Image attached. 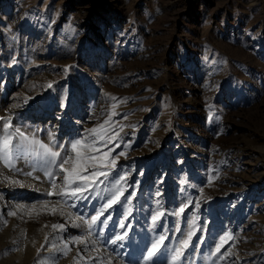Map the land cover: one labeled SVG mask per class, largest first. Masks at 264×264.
I'll list each match as a JSON object with an SVG mask.
<instances>
[{
    "label": "rangeland",
    "instance_id": "1",
    "mask_svg": "<svg viewBox=\"0 0 264 264\" xmlns=\"http://www.w3.org/2000/svg\"><path fill=\"white\" fill-rule=\"evenodd\" d=\"M7 116L30 138L67 149V169L75 163L70 141L87 138L84 156L100 155L108 148L96 140L101 153L91 151L89 129L106 119L110 132L123 126L112 156L126 152L116 171L127 174L125 195H136L127 219L115 206L104 231L114 238L125 219L123 247L114 251L97 226L85 250L72 242L88 232L74 217H90L103 201L70 208L44 176V150L23 148L13 162L39 179L0 161V264H138L161 235L156 264H172L181 240L190 246L176 264H264V0H0V117ZM189 201L180 217L171 214ZM157 212L164 215L153 228ZM61 223L65 230L52 228Z\"/></svg>",
    "mask_w": 264,
    "mask_h": 264
},
{
    "label": "snow or ice",
    "instance_id": "2",
    "mask_svg": "<svg viewBox=\"0 0 264 264\" xmlns=\"http://www.w3.org/2000/svg\"><path fill=\"white\" fill-rule=\"evenodd\" d=\"M12 62L15 63V61ZM65 71H67V69H65ZM51 86L52 85L49 84V87ZM13 107H15V105ZM209 107L211 108V105ZM11 119V116L0 117V121H2V123H0V128H2V135H0V161L3 162L4 167L9 169L11 172L33 177L35 168H33L32 171L25 172L22 168L17 167L13 161H18L22 158L21 150L23 148H35L38 146L40 149H43V160L44 164L47 165V167L43 169L44 176L49 178L51 189L60 190L57 195L71 199L73 201L68 205L70 208H77L78 202L82 201H89L93 199L97 200L98 202L103 201L102 203H99V207H94V212L90 217L86 218L82 214L75 215L74 220L82 221L83 225L87 226L88 232L87 238L78 235L73 237L72 242L84 245L85 250H87V240L91 239L94 230L98 226V230L95 231V234L98 237H102L104 242H108L111 245L116 246L114 251L120 247H123V243L118 242H122L125 237H129V233L126 230L125 219H127V215L132 211L128 205L132 204L136 195L135 190L128 191L127 195H125V191H127V189L123 187V184L127 182V174L121 175L118 171H116L117 160L119 157L125 156L126 152L121 150L116 156H112V153L115 151V149L121 147L117 140L119 138L120 132L123 131V126H121L120 131H114V125H112L111 127L113 128V131L110 132L109 128L105 127V125H110V120L106 119L104 120L103 124L99 125V129H89L90 136L95 137V139L91 141V145H89L91 151L101 153V149L99 147L92 146L95 145L96 140H99L106 148H108V151H104L100 155H93L91 157L84 156L80 149L86 144L87 138L70 141L69 143L71 145V152L75 153V163L72 165L71 169H67L65 168V165H69L73 160V157L69 154L67 149L62 148L53 150L54 145L53 147H49L48 145L41 143L40 140L35 138V135L30 138L29 135H26L25 131H22L20 127H14L11 123ZM14 140L16 141L15 143ZM109 145H113V147H109ZM128 147H130V145L125 142L124 148ZM62 151L64 152L63 156H61ZM53 168L59 169V172L65 173V175H59L58 172H54L52 170ZM89 168H91L92 171L89 174L84 175L83 173L88 172ZM33 178L39 179V177ZM4 179L7 181L9 180V177L5 176ZM57 179H60L63 182V186L56 183ZM10 182L12 184L19 185L20 187H24V185L18 180H11ZM201 192H203L202 188ZM46 194L51 196L53 195V192L48 191ZM41 203L42 206L46 207L49 202L43 201ZM56 203L60 204L61 201L58 200ZM65 203H67V199L65 200ZM190 204L191 201L179 206L178 211H174L171 214L180 217ZM117 205H119V208L122 210V214L125 218L118 222L119 227L125 230L122 233H115L114 238L105 237L104 231L109 221L112 220V212L117 211V208L115 207ZM26 208L34 210L37 208V205H17L18 211H23ZM51 211L52 214H55V207H53ZM64 214L65 213L63 211L60 212L61 216H64ZM7 215L15 216L16 212H10ZM73 215L74 214L71 212L68 213L69 217H73ZM163 215L164 213L157 212L152 216L153 228L157 226L156 221L159 220ZM4 224L7 225L6 220L4 221ZM46 226L47 225H45V227ZM73 226L80 227L81 225H77L74 222ZM162 227L166 226L162 225ZM52 228L54 230L59 229L63 231L65 230V224H53ZM175 232L180 233L181 229L179 227H175ZM192 235L193 233L191 231L188 232L189 239ZM165 239V236H159L158 240L152 243L151 248L144 250L147 254L140 257L138 264H140V261H144V264H156V261L163 255L161 252V247L164 246ZM45 242H48L47 235L45 236ZM91 242L93 245H95L98 241L92 240ZM198 242L199 241H197V243ZM179 243L181 248L173 250L174 254L172 256V264H176L177 259L183 256L182 249H187L190 246L189 240H181ZM224 244L225 237L222 236L220 238L219 245H217L215 249L216 259L223 260L225 258V252H227V249H225L224 252L221 251V247ZM53 247H55V245H53ZM166 250L167 249L165 246V251ZM62 251L65 255H67V252L70 251L67 242L63 244ZM92 251H96L95 247L92 248ZM158 253H160V255H158ZM77 255L79 256L80 253L78 252ZM229 255H231V253H229ZM100 264H105V262L101 260Z\"/></svg>",
    "mask_w": 264,
    "mask_h": 264
}]
</instances>
